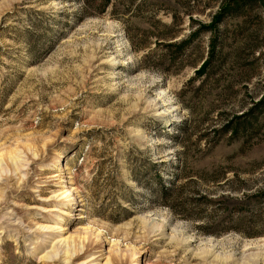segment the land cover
I'll return each mask as SVG.
<instances>
[{"label": "rangeland", "instance_id": "obj_1", "mask_svg": "<svg viewBox=\"0 0 264 264\" xmlns=\"http://www.w3.org/2000/svg\"><path fill=\"white\" fill-rule=\"evenodd\" d=\"M263 100L264 0H0V264H264Z\"/></svg>", "mask_w": 264, "mask_h": 264}, {"label": "bare ground", "instance_id": "obj_2", "mask_svg": "<svg viewBox=\"0 0 264 264\" xmlns=\"http://www.w3.org/2000/svg\"><path fill=\"white\" fill-rule=\"evenodd\" d=\"M16 158L14 157L13 159V163L16 162L15 160ZM70 191V188L67 187V188H64L62 191H60L56 197H59V199L61 198H69L73 195V193H69ZM72 192V191H70ZM56 199V198H55ZM71 198H69L68 200H70ZM63 204V205H67L66 203H63V202H60V205ZM68 206V205H67ZM63 213L65 215H67V211L66 210H62ZM79 217H82L79 216ZM42 228H46V229H52L53 231L54 230H57L56 232H61L64 230L63 226L62 225H57L56 227H52V226H43ZM66 230V229H65ZM58 238L55 239L53 241V243L50 245V249H48V251H46L42 256H41V259H48V258H51V257H54L57 253H59L60 251H62V253L66 256L65 258L66 259H70L72 256H74L76 254V256L79 254L80 250H82L83 248V242L85 240V237L82 236L81 238L79 237V241L75 242L74 240V237L73 235H66V236H62V235H58L57 236ZM99 256H94L91 258V260H94V264H115L117 262H121V258L119 257H113L111 255H106L104 258H103V261L99 262L97 261ZM99 262V263H98Z\"/></svg>", "mask_w": 264, "mask_h": 264}, {"label": "trees", "instance_id": "obj_3", "mask_svg": "<svg viewBox=\"0 0 264 264\" xmlns=\"http://www.w3.org/2000/svg\"><path fill=\"white\" fill-rule=\"evenodd\" d=\"M222 10H223V12H224V8H221L220 11H219L218 13H216V14L213 16L211 23H210L209 25L206 26L208 29H214L215 26L218 24V22L221 20L223 14H224V13L222 12ZM214 46H215L214 43H212V45H211V55H213L214 52H215V48H214ZM207 63H208V62L206 61V62L203 64V66H202L200 72H202L203 70H205ZM198 73H199V72H198ZM263 101H264V100H263ZM263 101H262L261 103H263ZM227 124H228V123H226V125H224L223 130H225V129L228 128V125H227Z\"/></svg>", "mask_w": 264, "mask_h": 264}]
</instances>
